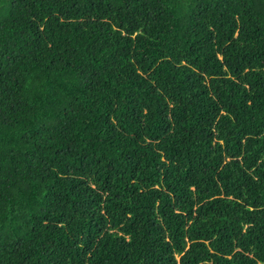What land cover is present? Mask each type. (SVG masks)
Masks as SVG:
<instances>
[{
  "label": "trees",
  "instance_id": "obj_1",
  "mask_svg": "<svg viewBox=\"0 0 264 264\" xmlns=\"http://www.w3.org/2000/svg\"><path fill=\"white\" fill-rule=\"evenodd\" d=\"M0 264H264V0H0Z\"/></svg>",
  "mask_w": 264,
  "mask_h": 264
}]
</instances>
